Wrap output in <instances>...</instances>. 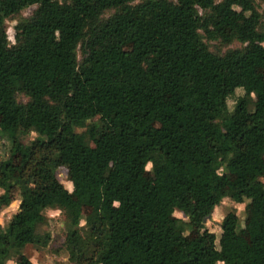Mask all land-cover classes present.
<instances>
[{
  "label": "trees",
  "instance_id": "16d2710c",
  "mask_svg": "<svg viewBox=\"0 0 264 264\" xmlns=\"http://www.w3.org/2000/svg\"><path fill=\"white\" fill-rule=\"evenodd\" d=\"M134 1L0 0V210L20 196L0 264L49 244L47 208L67 212L71 264H264V0ZM225 191L247 218L216 235Z\"/></svg>",
  "mask_w": 264,
  "mask_h": 264
},
{
  "label": "rangeland",
  "instance_id": "374dc122",
  "mask_svg": "<svg viewBox=\"0 0 264 264\" xmlns=\"http://www.w3.org/2000/svg\"><path fill=\"white\" fill-rule=\"evenodd\" d=\"M142 0H135L134 3H137ZM35 9V6H30L25 8L15 16L14 18H10L6 20L5 27L8 35V40L12 44L15 41V29L14 26L16 23L23 19L27 18L32 14V11ZM111 13V12H109ZM208 46L214 50L219 52H224L227 49L230 48H239L242 45L238 41H233L228 45L221 44L218 41L211 40L206 41ZM127 48V46H126ZM78 56L81 58V52L78 51ZM260 77H264V70L258 69ZM243 94V90L238 88L235 90V94L228 98V107L231 110L236 98ZM17 99L20 101H27L26 95L23 93H18ZM84 128L78 129V131H83ZM35 137L34 133H31L30 135H20V139L23 143L29 142L30 139H33ZM9 154V142L4 139H0V159L6 158ZM151 165L152 163H149L145 169V172L142 176L143 180H150L152 178V172H151ZM12 179H14L15 176V167L12 168ZM227 173L225 170H221L220 174ZM57 177L62 182V184L71 192L72 187L70 182L67 180V171L64 167H61L57 171ZM258 177L264 181L263 175H258ZM13 200L12 202L6 206L3 207L0 210V227L3 228L6 226V224L9 222L11 217L17 212L20 202V196L17 187H13L11 189ZM74 196V194H73ZM244 203H235L233 200L228 196L227 192L225 191L223 193L221 202L214 210L211 217H209L205 225L208 228L209 231L214 232L216 235H219L221 233L220 229V221L223 218L224 214L228 211L234 212L240 219L241 224L245 221L247 218V211L245 209ZM88 210H84V214L81 219V225L85 223V217ZM44 215L46 216V221L44 224H41L39 226V231L44 232L48 231L51 233L52 240L49 242V244L46 247L36 249L32 245H26L23 249L14 251L12 253L11 258L7 261V264H15L16 259H18L19 256L25 255L27 256L34 264H71L63 251L61 250V244L64 241L65 237V222H66V211H61L58 209H45L43 210ZM175 215L184 218V214L181 212L176 211ZM243 232V227L240 228V233ZM193 235V233H191Z\"/></svg>",
  "mask_w": 264,
  "mask_h": 264
},
{
  "label": "water",
  "instance_id": "95a60500",
  "mask_svg": "<svg viewBox=\"0 0 264 264\" xmlns=\"http://www.w3.org/2000/svg\"><path fill=\"white\" fill-rule=\"evenodd\" d=\"M204 222H206V219H204Z\"/></svg>",
  "mask_w": 264,
  "mask_h": 264
},
{
  "label": "crops",
  "instance_id": "0c3cea01",
  "mask_svg": "<svg viewBox=\"0 0 264 264\" xmlns=\"http://www.w3.org/2000/svg\"><path fill=\"white\" fill-rule=\"evenodd\" d=\"M16 262V261H15Z\"/></svg>",
  "mask_w": 264,
  "mask_h": 264
}]
</instances>
